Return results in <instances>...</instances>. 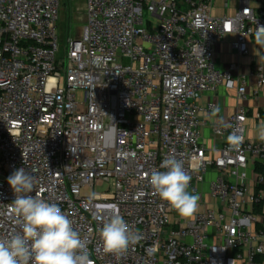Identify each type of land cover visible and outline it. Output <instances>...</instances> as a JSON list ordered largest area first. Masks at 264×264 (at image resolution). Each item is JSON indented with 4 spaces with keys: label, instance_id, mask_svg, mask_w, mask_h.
<instances>
[{
    "label": "built area",
    "instance_id": "2783aa9c",
    "mask_svg": "<svg viewBox=\"0 0 264 264\" xmlns=\"http://www.w3.org/2000/svg\"><path fill=\"white\" fill-rule=\"evenodd\" d=\"M253 1L218 17L215 0H84L78 39L63 40L64 0H0V238L18 230L7 178L24 167L93 264H264V140L249 136L250 112L264 125V46L249 73L216 60L228 35L251 56L264 26ZM221 90L239 104L225 122ZM169 155L200 196L191 217L148 182ZM114 212L141 235L119 255L99 235Z\"/></svg>",
    "mask_w": 264,
    "mask_h": 264
},
{
    "label": "clouds",
    "instance_id": "9594fccd",
    "mask_svg": "<svg viewBox=\"0 0 264 264\" xmlns=\"http://www.w3.org/2000/svg\"><path fill=\"white\" fill-rule=\"evenodd\" d=\"M255 43L264 46V26L257 27ZM259 138L264 140V125L259 127ZM242 139L235 131L228 137L233 147ZM22 155L25 159L23 152ZM160 169H153L147 177L154 193L180 216H193L200 196L189 191L192 177L183 161L169 155L163 159ZM7 181L15 193L12 208L18 230L0 238V264H93L81 236L58 204L46 201L39 193L30 195L34 191V176L30 172L24 167L18 168ZM99 235L104 250L117 255L141 239L116 212L104 221Z\"/></svg>",
    "mask_w": 264,
    "mask_h": 264
},
{
    "label": "crops",
    "instance_id": "0c3cea01",
    "mask_svg": "<svg viewBox=\"0 0 264 264\" xmlns=\"http://www.w3.org/2000/svg\"><path fill=\"white\" fill-rule=\"evenodd\" d=\"M255 6H259L258 0L253 1ZM241 6V0H215L213 8V14L218 17L232 16L235 15ZM235 39L234 35H228L224 42L217 46L216 60L217 64L224 68L227 67L229 62L240 60L242 62L243 72L249 73L254 68L257 62H260V53L255 43V37L250 39V51L251 56L240 57L237 52L232 49L231 42ZM235 52V54H233ZM219 62V63H218ZM253 80V79H252ZM214 99L219 104V109L216 117L214 118L217 122H225L227 118L236 112L237 106L239 105L233 97L227 96L224 90H221ZM205 100V99H204ZM264 106V98L261 101ZM249 120V136L253 139L259 137V124L254 119V112H250ZM206 134H210L209 129L206 130Z\"/></svg>",
    "mask_w": 264,
    "mask_h": 264
},
{
    "label": "rangeland",
    "instance_id": "374dc122",
    "mask_svg": "<svg viewBox=\"0 0 264 264\" xmlns=\"http://www.w3.org/2000/svg\"><path fill=\"white\" fill-rule=\"evenodd\" d=\"M86 20L84 0H64V8L61 15V23L59 25L63 40L68 36H74L81 31V27ZM235 54V52H233ZM219 63V62H218ZM79 101L85 100L83 91L77 92ZM109 184L105 183L96 190L98 193L107 191ZM85 194H92V191H84Z\"/></svg>",
    "mask_w": 264,
    "mask_h": 264
},
{
    "label": "water",
    "instance_id": "95a60500",
    "mask_svg": "<svg viewBox=\"0 0 264 264\" xmlns=\"http://www.w3.org/2000/svg\"><path fill=\"white\" fill-rule=\"evenodd\" d=\"M79 35H80V33L76 34L77 39H78Z\"/></svg>",
    "mask_w": 264,
    "mask_h": 264
}]
</instances>
